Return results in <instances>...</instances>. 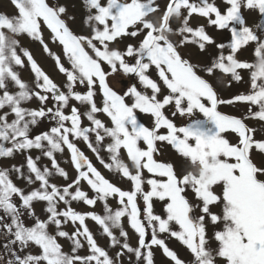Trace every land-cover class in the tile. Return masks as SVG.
<instances>
[{
	"label": "snow or ice",
	"instance_id": "1",
	"mask_svg": "<svg viewBox=\"0 0 264 264\" xmlns=\"http://www.w3.org/2000/svg\"><path fill=\"white\" fill-rule=\"evenodd\" d=\"M0 9V264H264V0Z\"/></svg>",
	"mask_w": 264,
	"mask_h": 264
},
{
	"label": "rangeland",
	"instance_id": "2",
	"mask_svg": "<svg viewBox=\"0 0 264 264\" xmlns=\"http://www.w3.org/2000/svg\"><path fill=\"white\" fill-rule=\"evenodd\" d=\"M0 3H4V4H6L7 3V0H0ZM0 10H5V9H0ZM8 11H11V9L9 8V9H7ZM44 67H45V70L47 71V70H49L48 69V66H47V64H44ZM50 74H53V73H50ZM54 75V74H53ZM54 78H56L55 77V75H54ZM58 79V78H57ZM117 88H119V87H121L122 85H120V84H116L115 85ZM98 167H99V165H97ZM106 175H107V173H105ZM115 182V181H114Z\"/></svg>",
	"mask_w": 264,
	"mask_h": 264
}]
</instances>
